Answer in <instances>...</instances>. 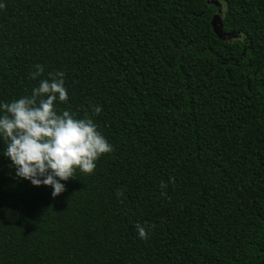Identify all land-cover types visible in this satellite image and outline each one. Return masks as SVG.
Instances as JSON below:
<instances>
[{
  "label": "trees",
  "instance_id": "obj_1",
  "mask_svg": "<svg viewBox=\"0 0 264 264\" xmlns=\"http://www.w3.org/2000/svg\"><path fill=\"white\" fill-rule=\"evenodd\" d=\"M217 2L0 0V102L63 72L113 146L56 198L0 156V264H264V0Z\"/></svg>",
  "mask_w": 264,
  "mask_h": 264
},
{
  "label": "clouds",
  "instance_id": "obj_2",
  "mask_svg": "<svg viewBox=\"0 0 264 264\" xmlns=\"http://www.w3.org/2000/svg\"><path fill=\"white\" fill-rule=\"evenodd\" d=\"M34 67L29 75L36 80L44 69ZM67 100L64 73L57 71L40 79L30 96L0 102V156L10 161L17 179L50 187L53 198L65 192L64 182L77 170L93 173L99 158L113 151L91 117L58 110L57 103ZM90 110L93 115L101 112L99 106ZM135 227L138 236L146 238L145 227Z\"/></svg>",
  "mask_w": 264,
  "mask_h": 264
},
{
  "label": "water",
  "instance_id": "obj_3",
  "mask_svg": "<svg viewBox=\"0 0 264 264\" xmlns=\"http://www.w3.org/2000/svg\"><path fill=\"white\" fill-rule=\"evenodd\" d=\"M209 3H214L216 4L219 9L216 15H214L213 20H212V27L214 32L219 36V38H222V36L219 34L218 32V28L221 22V10H222V6L220 4H218L217 0H209Z\"/></svg>",
  "mask_w": 264,
  "mask_h": 264
}]
</instances>
